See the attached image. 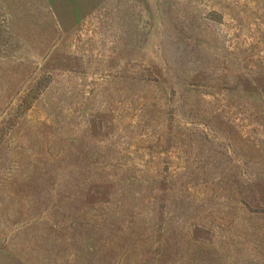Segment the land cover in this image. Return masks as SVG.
<instances>
[{"label": "rangeland", "instance_id": "374dc122", "mask_svg": "<svg viewBox=\"0 0 264 264\" xmlns=\"http://www.w3.org/2000/svg\"><path fill=\"white\" fill-rule=\"evenodd\" d=\"M0 264H264V0H0Z\"/></svg>", "mask_w": 264, "mask_h": 264}]
</instances>
